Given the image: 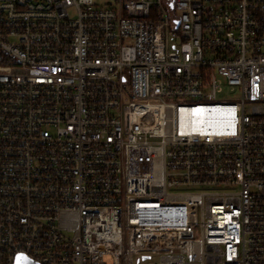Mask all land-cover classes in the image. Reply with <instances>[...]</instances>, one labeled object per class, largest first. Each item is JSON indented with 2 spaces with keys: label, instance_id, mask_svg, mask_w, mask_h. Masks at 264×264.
<instances>
[{
  "label": "built area",
  "instance_id": "built-area-1",
  "mask_svg": "<svg viewBox=\"0 0 264 264\" xmlns=\"http://www.w3.org/2000/svg\"><path fill=\"white\" fill-rule=\"evenodd\" d=\"M19 256L264 264V0H0V264Z\"/></svg>",
  "mask_w": 264,
  "mask_h": 264
},
{
  "label": "rangeland",
  "instance_id": "rangeland-1",
  "mask_svg": "<svg viewBox=\"0 0 264 264\" xmlns=\"http://www.w3.org/2000/svg\"><path fill=\"white\" fill-rule=\"evenodd\" d=\"M100 6H109V5H114L115 4V0H95ZM235 95L229 91V90H224L221 91L218 96L217 99L220 101L223 100H228V99H234Z\"/></svg>",
  "mask_w": 264,
  "mask_h": 264
},
{
  "label": "water",
  "instance_id": "water-1",
  "mask_svg": "<svg viewBox=\"0 0 264 264\" xmlns=\"http://www.w3.org/2000/svg\"><path fill=\"white\" fill-rule=\"evenodd\" d=\"M16 264H35L26 257L19 256L17 257Z\"/></svg>",
  "mask_w": 264,
  "mask_h": 264
},
{
  "label": "bare ground",
  "instance_id": "bare-ground-1",
  "mask_svg": "<svg viewBox=\"0 0 264 264\" xmlns=\"http://www.w3.org/2000/svg\"><path fill=\"white\" fill-rule=\"evenodd\" d=\"M201 112L202 111L200 109L192 111V116H194L195 122L198 121V119H201ZM213 115H216V112H213Z\"/></svg>",
  "mask_w": 264,
  "mask_h": 264
}]
</instances>
